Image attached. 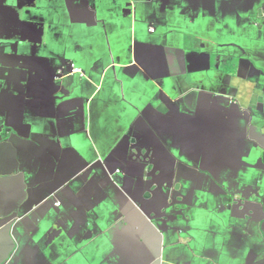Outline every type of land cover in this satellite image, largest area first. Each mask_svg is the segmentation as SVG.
Masks as SVG:
<instances>
[{
  "label": "crops",
  "instance_id": "1",
  "mask_svg": "<svg viewBox=\"0 0 264 264\" xmlns=\"http://www.w3.org/2000/svg\"><path fill=\"white\" fill-rule=\"evenodd\" d=\"M0 264H264V0H0Z\"/></svg>",
  "mask_w": 264,
  "mask_h": 264
},
{
  "label": "water",
  "instance_id": "2",
  "mask_svg": "<svg viewBox=\"0 0 264 264\" xmlns=\"http://www.w3.org/2000/svg\"><path fill=\"white\" fill-rule=\"evenodd\" d=\"M75 68L80 69L74 63H69L68 64V72L67 73L65 72V70L63 68H59V69L56 68L55 69V74L53 76V79L54 80H61L64 77V75H66V76L69 75L71 77H76L77 79H80V80L84 79L85 75H84L83 71L81 73H77V72H75ZM44 129H48V127H45ZM25 138L27 139V134H26ZM57 203H59V202L57 201L55 203V206H57ZM26 242H27V234L19 236V237L16 238L15 247H22ZM12 252L9 254V257H11L13 259H16V254H12Z\"/></svg>",
  "mask_w": 264,
  "mask_h": 264
},
{
  "label": "built area",
  "instance_id": "3",
  "mask_svg": "<svg viewBox=\"0 0 264 264\" xmlns=\"http://www.w3.org/2000/svg\"><path fill=\"white\" fill-rule=\"evenodd\" d=\"M152 31H153V30H152ZM75 72H77V73H81V70L75 68ZM58 205H60V203H57V206H58Z\"/></svg>",
  "mask_w": 264,
  "mask_h": 264
}]
</instances>
